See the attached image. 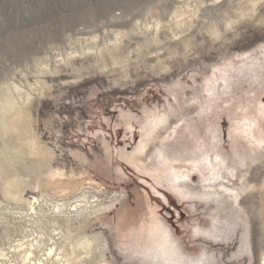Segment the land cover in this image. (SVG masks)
<instances>
[{"label":"rangeland","instance_id":"374dc122","mask_svg":"<svg viewBox=\"0 0 264 264\" xmlns=\"http://www.w3.org/2000/svg\"><path fill=\"white\" fill-rule=\"evenodd\" d=\"M195 1L0 0V98L13 83L27 90H33L37 78L47 83L44 93H34L33 129L53 151L55 173L45 175L39 188L25 195L33 198L45 193L61 201L63 193L72 200L82 188H91L99 201L108 202L114 193L125 192L120 204L89 219L88 231H101L108 240L104 264H149L133 252L147 242L143 227L152 220L151 207L170 227L185 255L199 258L208 253L213 264H260L264 252V208L260 212L264 194V23L256 18L264 15V3L255 19H244L213 40L207 33L210 18L223 16L218 7L232 0H200V19L194 18L191 29L177 38L164 30L159 45L139 50L144 36L134 31L137 26L152 23L154 15L168 22L176 7ZM238 2L242 0H233L226 8L231 11ZM118 31L129 33L120 41L125 67L113 65L108 55L102 66L95 60L96 48L110 44ZM181 38H188L190 47ZM230 62L233 79L215 82ZM244 64L256 69L253 77L239 75L237 70ZM46 66L59 70L40 74ZM153 118L163 119L159 136L166 140L148 146L144 167H152L157 148L184 158L198 150L217 152L225 160L223 173L235 167L234 177L228 176L231 182L225 183L240 192L238 201L246 212L252 240L247 255L235 256L241 223H233V215L222 221L226 213L219 211L222 225L232 228L225 241L215 243L196 236L194 226L205 228L213 223L215 211L210 203H191L195 205L192 210L126 161L138 146L143 127ZM239 155L246 159L244 166L239 164ZM176 166L191 169L186 163ZM1 178L0 173V250L19 242L35 243L34 237L41 234L46 241L56 235L53 224L47 223L53 215L62 217L54 204L42 199L37 213L27 212L22 203L4 196ZM191 179L188 184L201 188L199 172H193ZM227 195L223 199L231 201L232 195Z\"/></svg>","mask_w":264,"mask_h":264},{"label":"bare ground","instance_id":"6f19581e","mask_svg":"<svg viewBox=\"0 0 264 264\" xmlns=\"http://www.w3.org/2000/svg\"><path fill=\"white\" fill-rule=\"evenodd\" d=\"M218 1L220 0H214V2ZM232 1L218 7L223 11V16L217 19L210 18L207 33L213 40L221 38L226 31L234 29L244 19H255L258 15L259 5L264 3V0H242V2L234 4L232 10L229 11L226 6L232 4ZM202 4L203 2L200 0L195 1V4L184 3V5L176 7L168 22H165L161 16L154 15L152 23L137 26L134 31L144 36L139 42V50L159 45L162 41L160 35L164 30L171 32L174 38L182 36L193 27V20L200 17ZM208 10L215 9L209 8ZM256 20L263 24L264 15L257 16ZM128 35L127 31H118L110 44H105L100 49L96 48V62L105 66V55H108L113 65L125 67L126 60L122 57L120 41ZM181 42L185 47H190L188 38H181ZM231 65L232 62L224 66L221 76L215 82L220 79L222 82L228 83L233 79L229 75V66ZM58 70V67L51 69L50 66H46L41 68L39 73L46 74ZM237 71L244 77H253L256 73L252 64H244ZM31 89L33 90H27L23 85L13 83L7 87L6 93L0 98V173L4 196L16 203H22L25 210L32 213H37L38 206L43 199L46 203H53L59 216L62 217L53 215L55 217L47 222L53 224L58 232L56 235H49L46 241L47 237L44 239V234H41L34 237L35 243L33 240L24 243L23 240L24 242L0 250V262L3 264H104L108 260L106 257V251L109 250L108 240L101 231H88L89 219L92 215H97L120 204L126 194L125 192L114 193L108 202L99 201V197L94 195L91 188H82L83 192L75 194L72 200H68L66 194L63 193L61 201H55V196L45 193H40V196H32L33 198L26 197L27 190L39 188L41 178L55 173L52 166L53 151L43 144L33 129L32 102L34 93H44L47 83L44 79L37 78ZM211 91H213L212 88H208V92ZM162 120L153 118L147 121L142 129V138L138 146L134 153L126 158V161L134 165L141 173L152 178L157 186L166 188L177 197L180 203H188L192 210L195 209V205L191 203H207L208 205L210 203L215 211L212 216L213 223L210 227L205 228L199 225L194 226L193 231L196 236L205 237L215 243L225 241L232 228L225 226L226 223L222 225L224 223L218 219L219 211L226 213L225 217H221L220 220L227 218V215L229 217L233 215V223L237 225L238 221L241 223L239 250L235 256L247 255L252 248L249 222L246 219L245 210L238 201L240 192L238 193L237 188L230 187L225 183V181L231 182L232 179H229L228 176L234 177L235 167H227L226 173H223L224 157L217 152L198 150L189 152L184 158L183 154L168 155L164 148H157L153 154L152 167H144L143 155L146 154L148 146L158 139L166 140L165 137L160 138L159 136L160 127L164 122ZM170 128L167 130L169 131ZM239 158V164L244 166L246 159L241 155ZM177 163L190 164L191 169L183 171V166L178 167ZM202 170H206L207 174L202 173ZM195 171L201 175V188L188 184ZM248 186H250L249 183L244 185L245 188ZM223 192L228 194L227 198L232 195L230 196L232 200L223 199ZM261 196L263 207L261 205L260 212L264 208V194ZM163 197H165L164 194ZM228 203L229 205H227ZM151 216V222L143 227L145 228L143 235L147 242L143 246L136 247L133 252L142 256L143 263L213 264L212 256L208 253L202 254L199 258L185 255L170 227L164 223L165 221L158 218L156 209L152 207ZM7 234L10 236L12 233L7 230ZM260 264H264V252L261 254Z\"/></svg>","mask_w":264,"mask_h":264}]
</instances>
